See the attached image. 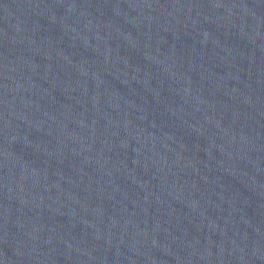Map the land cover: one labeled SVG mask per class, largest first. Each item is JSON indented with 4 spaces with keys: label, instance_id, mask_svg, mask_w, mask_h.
<instances>
[{
    "label": "water",
    "instance_id": "95a60500",
    "mask_svg": "<svg viewBox=\"0 0 264 264\" xmlns=\"http://www.w3.org/2000/svg\"><path fill=\"white\" fill-rule=\"evenodd\" d=\"M0 264H264V70L166 0H0Z\"/></svg>",
    "mask_w": 264,
    "mask_h": 264
}]
</instances>
